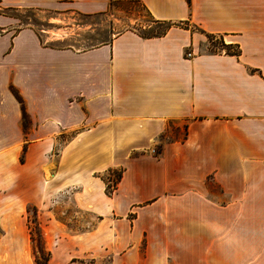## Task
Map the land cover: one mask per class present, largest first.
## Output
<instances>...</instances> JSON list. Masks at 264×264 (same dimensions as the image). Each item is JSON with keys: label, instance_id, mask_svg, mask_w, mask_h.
I'll return each mask as SVG.
<instances>
[{"label": "crops", "instance_id": "obj_1", "mask_svg": "<svg viewBox=\"0 0 264 264\" xmlns=\"http://www.w3.org/2000/svg\"><path fill=\"white\" fill-rule=\"evenodd\" d=\"M116 3H139L173 25L77 49L42 39L61 40L66 28L17 29L0 12V160L17 158L24 172L0 175V264H35L28 210L47 218L51 199L69 189L98 218L73 235L78 256L110 247L115 222L130 213L143 237L138 221L152 210L161 234L147 242L165 264H264V0H0V9L52 11L56 22ZM208 33L239 54L205 50ZM112 168L123 175L108 195Z\"/></svg>", "mask_w": 264, "mask_h": 264}, {"label": "rangeland", "instance_id": "obj_2", "mask_svg": "<svg viewBox=\"0 0 264 264\" xmlns=\"http://www.w3.org/2000/svg\"><path fill=\"white\" fill-rule=\"evenodd\" d=\"M0 12L7 14L10 13V15L16 17L17 29L26 25L34 26L38 31H55L59 28H66L69 33L64 35V38L61 40L50 41L47 39V36L49 35L45 33H43L42 39L45 42H48V44L58 46H72L77 49L95 46L107 41L112 34H116L125 30H134L136 32L148 35L151 33L161 32L166 27V24H161L157 21H154L146 9L139 3H116L112 6V8L102 14H97L95 16L69 14L62 16V21L56 22H50L53 18L59 17L52 11H39L36 9H7L3 11L0 9ZM219 43L220 40L214 38L213 44H215L216 47L209 45L208 43L205 50H217L216 52H225L222 49L223 46ZM10 89L14 94L16 92L19 94L17 88L11 87ZM21 126L25 138H28L29 128L31 126L30 119L24 120L22 118ZM73 135L74 133H67L60 136V138L57 140V147L53 151V159L57 160L56 155L59 151V148H61L62 144ZM19 158L23 159L22 153ZM14 164L15 166L13 167ZM19 166L20 163L17 158L11 160L7 157H4V159L0 160V175L7 173L9 170H11L12 173L23 175L24 172L21 168H19ZM109 175L110 174H108V172L105 174L107 182L111 186V181L112 179H115V176ZM1 187L3 188L2 181H0V189ZM72 193V189H69L68 191L60 193L51 199V203L45 209V211L49 212V216L47 215V218L42 217L41 220L38 218L39 227H37L35 224V211L30 209L29 215L33 221L30 223V226L34 228V240L32 239L31 242V253L34 258L35 256L39 255L37 247L44 243L46 248L52 253L49 264L166 263V257H164L163 254L158 256V253L156 252V254L153 256V247L148 245L147 242L148 239L161 234V231L159 232L161 228L159 229V223L156 221L157 214L152 210L142 213L141 219L138 221L140 228H144L142 224H144L147 228L143 237L142 235H137L133 232V229L131 228L133 222L129 223V220L137 217V214L130 213L129 215L124 216L121 222H115L117 238L110 247H106L105 249L97 248V250L91 251L90 253H80L78 256L77 252L81 251V249L78 238L73 237V235L83 234L84 232H87L93 228V226L98 222V218L89 211L79 209L75 203V200L73 199ZM174 219L176 220V223H178L179 220L182 219V215L175 214ZM47 220H52L58 227H62V231L59 229L54 230L48 228L49 222H47ZM62 224L64 226H62ZM39 231H41L42 236L37 234ZM176 232L178 231H175V233ZM173 234V230H166V236H172ZM124 238H127L126 243L124 240H121ZM136 241H138L137 244H135ZM154 248L157 249V247ZM73 258L77 259L75 262L71 263ZM171 260L173 261V258H171Z\"/></svg>", "mask_w": 264, "mask_h": 264}, {"label": "trees", "instance_id": "obj_3", "mask_svg": "<svg viewBox=\"0 0 264 264\" xmlns=\"http://www.w3.org/2000/svg\"><path fill=\"white\" fill-rule=\"evenodd\" d=\"M188 1L190 2V0H188ZM154 21H156V20H154ZM158 23L166 24V27H165V29L163 31L158 32V33H151V34H148V35L147 34H143V35H146V36H160V35L164 34L173 25V23H171V22H158ZM207 38H208L209 45H213L214 47H216V46H215V44H213V39L214 38L219 39L220 40V43L219 44L223 46L222 49L225 51L224 53L230 54V55H238L239 54V49L237 47L231 45V44H226L224 42V40H223L222 37H219L217 35L208 33L207 34ZM210 51L216 52L217 50H210ZM15 95H16L17 99L19 100V102L22 105L23 119L24 120H28L29 119V116H28V114H27V112L25 110V107H24L23 100H22L21 96L17 92L15 93ZM108 174L115 176V179H112V181H111L112 182V185L111 186L107 182V178L105 176L106 192H107L108 195H112L115 192V190L117 189L118 183H119L120 179L122 178L123 169H118L117 170L116 168H112V169H109L108 170ZM109 181H110V178H109ZM31 209H33L34 211H36V208L35 207H32ZM28 211L30 212V208H29ZM34 220H35V224L37 225V227H39V224L37 222V218L36 217L34 218ZM31 222H33V221H32L31 216L29 215V227H30L31 237L34 240V234H33L34 228H32L30 226V223ZM37 234L39 236H42L41 231L37 232ZM37 248H38L39 255L38 256H35V264H49V261H50V258H51V252H50V250H48L46 248V246H45L44 243L41 244ZM75 261H76V259H73L71 261V263H73Z\"/></svg>", "mask_w": 264, "mask_h": 264}, {"label": "built area", "instance_id": "obj_4", "mask_svg": "<svg viewBox=\"0 0 264 264\" xmlns=\"http://www.w3.org/2000/svg\"><path fill=\"white\" fill-rule=\"evenodd\" d=\"M188 56H191V53H187ZM155 152V151H154Z\"/></svg>", "mask_w": 264, "mask_h": 264}]
</instances>
